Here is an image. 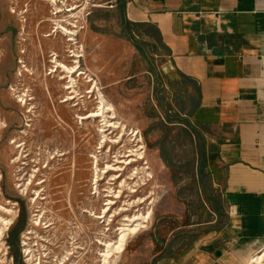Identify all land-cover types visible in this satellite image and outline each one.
<instances>
[{
  "label": "crops",
  "instance_id": "crops-1",
  "mask_svg": "<svg viewBox=\"0 0 264 264\" xmlns=\"http://www.w3.org/2000/svg\"><path fill=\"white\" fill-rule=\"evenodd\" d=\"M122 1L158 31L134 32L157 50L125 39L161 58L145 117L166 190L116 264H247L264 249V0H109L120 37Z\"/></svg>",
  "mask_w": 264,
  "mask_h": 264
},
{
  "label": "rangeland",
  "instance_id": "rangeland-1",
  "mask_svg": "<svg viewBox=\"0 0 264 264\" xmlns=\"http://www.w3.org/2000/svg\"><path fill=\"white\" fill-rule=\"evenodd\" d=\"M57 2L63 9V12L55 14L57 18L67 19L64 23L70 28L73 26L68 24V20L76 21L78 25L75 33L83 45L84 54L79 58L80 67L95 77L106 97L115 104L120 120L129 127L141 129L146 159L128 164L136 158L130 150L136 148L137 143L129 133L119 144L110 142L105 150L112 146V153L101 162L104 169L98 183L104 197L101 200L97 195L95 197L92 193L96 184L91 156L101 150L100 123L90 118L81 121L78 115H87L95 110L97 100L95 93L91 96L92 93L87 92L92 86L83 75L78 98L71 103L61 102L67 95L63 88L65 80L57 82L53 78L54 74L49 73V61L53 50L64 59L69 54L66 51L68 47L62 48L61 38L51 40L54 36H44L54 27L52 21L44 20L55 19L52 12L57 9L51 0H0V121L6 122V125H0V206L12 210L7 212L0 207V219H11L0 236V264H7L11 255L16 264H25L27 248L32 250L35 264L40 259V264H56L61 260H65L64 264H102L99 250L104 249V245L96 240L108 238L94 232L100 225L84 215L83 209L92 201L96 211H100L106 198H114L106 195H114L121 190L122 198L116 199L118 203L113 207L128 208L126 214L133 216L140 209L146 210L155 198L150 205L154 210L153 217L136 233L139 234L150 228L164 200L166 186L154 160L149 119L145 117L150 115L147 108H152L153 90L146 71L151 72L153 67L161 70V58L153 54L149 57L142 55L131 41L120 37L117 13L102 19L106 17L104 12L115 9L110 7L109 0ZM68 8L75 10L66 12ZM71 48L79 49L74 45ZM22 49L25 53H21ZM22 57L29 71L20 63ZM20 66L24 68L22 76L17 73ZM21 94L32 98L23 105L19 99ZM27 106L32 109L31 113H26L29 110ZM142 108H146L145 112ZM112 120L119 121L118 118ZM108 133L116 139L122 134V129L112 127ZM13 141L21 147H16ZM17 156L21 157L20 162L14 163ZM146 162L154 177L147 180V184H136L139 176L134 174L135 167ZM46 164L49 166L44 167ZM107 164L112 165L110 170L106 169ZM34 168L41 170L37 173L36 182L25 193L20 185L27 182ZM41 180L46 181L43 185L37 184ZM125 180L128 183L123 185ZM38 189L42 190L45 199L34 202V190ZM139 198L146 201L143 203ZM37 218L47 222L49 227H38L35 224ZM123 221V215H119L109 226L111 239L117 238ZM16 226L20 232L19 237H14L16 245L12 248L9 236ZM8 246L10 253L6 260L3 252Z\"/></svg>",
  "mask_w": 264,
  "mask_h": 264
},
{
  "label": "bare ground",
  "instance_id": "bare-ground-1",
  "mask_svg": "<svg viewBox=\"0 0 264 264\" xmlns=\"http://www.w3.org/2000/svg\"><path fill=\"white\" fill-rule=\"evenodd\" d=\"M51 3L57 9L56 12H52L54 14L55 19L54 18H52V19L48 18L44 21H47V22L52 21L54 24V27H52L53 30L51 31V33L44 34V36L45 37L54 36V38H52L51 40L58 39V38L63 39L61 42L62 48L66 49L68 47L66 51L69 52V54L67 56H65L64 59H62V58H60L61 56L58 53V51L53 50V52H52L50 50L52 52V54L50 56L51 60L49 61L51 63L49 73L52 75L54 74L53 78H56L57 82L59 80H65V83L63 84V88H64V90L67 91V95L62 98L61 102L71 103L78 97V94H79L78 88L80 87V83L82 81V78H84L83 75H85L87 82H89L90 84H93L92 89H90L87 92L92 93L91 96H93V93H95V100H97L96 109L87 115L86 114L85 115H78V117L81 121H84L85 119L90 118L94 122L99 121V123H100L99 124V132L101 134L100 135L101 137H100V141H99V149H101V150L92 154L91 157L93 158L92 165H93V171H94V180H95V184H96V186L94 187V191L92 193L95 195V197L97 195L98 199L101 200L104 197V195L102 194V190H101L100 186L98 185V183L101 179L100 178L101 172L104 169L101 167V162H102V160L109 158L110 154L112 153V148H113L112 146H109L108 150L106 151L105 150L106 146L110 142H114V143H118V144L121 143L125 134L129 133L132 137H134V139L133 138L132 139L134 141H137V143L135 145L136 148L130 150L132 152L131 155L136 156L135 159L128 161V164H132L133 162H139L140 160L146 159V144L143 140L141 129L129 127L128 124H126L125 122L120 120V118L118 117L117 111H116L115 104L106 97V95L104 94L102 89L99 87L98 82L95 79V77L91 76V74L88 73L89 71L84 70L83 68L80 67L79 58L84 56V54H83V45L78 41V39L76 37L77 34L75 33L77 31L75 28H78V25L76 24V21H69L68 20V24L73 26L71 28L68 27L64 23L65 21H67V19L61 20V19L57 18V15H55V14H58L60 12H63V9L58 5L57 0H51ZM14 8H13V11H15ZM73 10H75V9L74 8H68V9H66V12L73 11ZM23 21H25V19H23ZM58 33H60V35H58ZM73 45L79 49L71 48V46H73ZM52 46H53V44H52ZM21 53H25L24 49H22ZM20 63L21 64L25 63L23 57L21 58ZM24 68L27 71L30 70V68H28L26 66V64H24ZM24 68H23V66H20V68L18 69L17 73L19 76L23 75ZM47 86H48V84H47ZM12 89L14 90L13 87H12ZM48 89H49V87H48ZM31 98L32 97L31 96L29 97L27 94L26 95H22V94L19 95L20 102L23 103V105H25L27 102H29V99H31ZM26 108L29 109L26 113L32 112V109H30V107L27 106ZM117 118L119 121H113L112 120V119H117ZM0 125H6V122L0 121ZM28 125H29V123H27V126ZM112 127L122 129V134L116 139H112V137L108 133V130H110ZM13 144H16V142L13 141ZM16 147L20 148L21 144L17 143ZM131 155H128V156H131ZM20 156H17L16 159H13V162L14 163L20 162V159H21ZM53 158H56V156H53ZM23 163L25 164V162H23ZM21 164H22V162H21ZM146 164H148V162H146L142 166L135 167L134 174L136 177L139 176L138 180L136 181V184L140 183V182H142L143 184H147L146 181L151 180L154 177L153 172L150 170V166L146 165ZM48 166H49V164H46L44 167H48ZM111 168H112V165L107 164L106 169L110 170ZM40 170H41V168H34L33 173L31 174V177L28 178L27 182L24 181V183L20 185L24 188L21 191H25V193H28V189H30V187L36 182L35 178L37 177V173ZM135 176H134V178H135ZM45 181L46 180H41L37 184L43 185V183ZM127 183L128 182L125 180L123 185H125ZM132 187L133 186H131L130 188H132ZM110 192H113V191H110ZM121 192L122 191L120 190L117 193H114V195L107 194L106 196H108V197L113 196L114 198L113 199L112 198H106L104 200V203H103L100 211H96L95 205L92 203V201H91V204L89 207H86L83 209L84 215L88 216L90 219H92V221L97 222L98 225H100V227H98L99 229L96 228V230L94 232L97 235L101 234V235L105 236L106 238H108L104 241H103V239H99V238L96 240L100 244L104 245V247H103L104 249L99 250V252L101 253V256L103 257V259L101 260L102 264H115L119 254L124 251V247H125V244H126L128 238L131 235L139 232L143 227H146L147 223H149L150 219L153 217V208H151L150 205H151V203H153L155 198H153L152 196L149 197V198H153L151 200V202H149L150 203L149 207L146 210H142V211L140 209L139 213H135V214H133V216L126 214L128 208H125L123 206L121 208L120 207L114 208L113 206L118 203V201L116 199L122 198ZM38 199H42V200L45 199L44 195L42 194V190H39V189L34 190L32 201L36 202ZM141 200H142V198H139V201H141ZM142 201L144 203L146 200H144V198H143ZM135 202L136 201H134L133 203H135ZM0 207H2L4 209V211L12 212V210L5 209L3 206H0ZM123 212H125V213H123ZM119 215H123V220H124L123 226L119 227L120 232L117 234V238L115 240H113V239H111V236L109 234L110 233L109 230L111 229L109 226L113 224L116 217ZM0 222L2 223V225L0 226V236H1L3 233V230L11 222V219L2 217L0 219ZM35 224L38 227L41 226L42 228H48L49 227V224L47 222H45L44 220H42L41 218L35 219ZM106 226H107V228H106ZM26 251L29 252L28 255L29 254L32 255L31 249L27 248ZM67 256H68V253H67ZM32 257H33V255H32ZM64 261L65 260H61V263L58 262L57 264H59V263L64 264ZM247 264H264V249L262 251H260L258 254H255L254 256H252L247 261Z\"/></svg>",
  "mask_w": 264,
  "mask_h": 264
},
{
  "label": "trees",
  "instance_id": "trees-1",
  "mask_svg": "<svg viewBox=\"0 0 264 264\" xmlns=\"http://www.w3.org/2000/svg\"><path fill=\"white\" fill-rule=\"evenodd\" d=\"M120 10H121V27H122V33L121 36L124 38H127L129 40L134 41V44L136 45L137 49L140 52H145L146 51V46L147 45H152V48L154 50H157V47L155 45V43H151V42H145L143 41L141 38H137L134 35V32H136L140 37L143 36H149V37H154L156 34H158V31L156 30L155 26L151 25L150 27L147 26V24H143V23H133L127 19L124 18V10H125V2L122 1L120 2ZM104 15H106L105 18L108 17V13L104 12ZM96 30L100 31L99 28H95ZM159 37H161L159 35ZM159 37L157 38L158 41H160ZM19 232L20 230L17 229V226L14 227L11 230L10 233V239H9V243L12 246V248H15V241H14V237H19ZM18 261V258H17Z\"/></svg>",
  "mask_w": 264,
  "mask_h": 264
},
{
  "label": "built area",
  "instance_id": "built-area-1",
  "mask_svg": "<svg viewBox=\"0 0 264 264\" xmlns=\"http://www.w3.org/2000/svg\"><path fill=\"white\" fill-rule=\"evenodd\" d=\"M9 249H10V246H8V249H6V251L5 252H3L4 254L3 255H5V257H6V260H7V258H9ZM28 253L29 252H27L26 251V262H30V261H32V256H31V254H29L28 255ZM7 262V264H15V262H14V257L11 255L10 256V259H8V261H6ZM40 262H41V259L38 261V264H40ZM50 263V262H49ZM32 264H35L33 261H32ZM57 264V263H56Z\"/></svg>",
  "mask_w": 264,
  "mask_h": 264
},
{
  "label": "flooded vegetation",
  "instance_id": "flooded-vegetation-1",
  "mask_svg": "<svg viewBox=\"0 0 264 264\" xmlns=\"http://www.w3.org/2000/svg\"><path fill=\"white\" fill-rule=\"evenodd\" d=\"M81 66V65H80ZM90 86H92L93 87V84H90ZM92 87H91V89H92ZM78 98V97H77ZM77 104H79V102H77ZM10 237V236H9ZM13 256V255H12ZM32 256V255H31ZM14 257V256H13ZM17 259V258H16ZM18 261H19V259H18ZM17 261V262H18ZM14 262H15V258H14ZM24 263L25 264H32V261H30V262H26V258H24ZM16 264V263H15Z\"/></svg>",
  "mask_w": 264,
  "mask_h": 264
}]
</instances>
